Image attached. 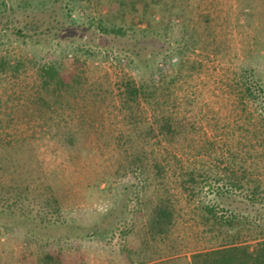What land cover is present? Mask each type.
Returning <instances> with one entry per match:
<instances>
[{"label": "rangeland", "instance_id": "1", "mask_svg": "<svg viewBox=\"0 0 264 264\" xmlns=\"http://www.w3.org/2000/svg\"><path fill=\"white\" fill-rule=\"evenodd\" d=\"M0 30V264H192L218 241L203 206L264 226V0H0ZM50 66L71 88L48 107ZM127 80L152 98L124 103Z\"/></svg>", "mask_w": 264, "mask_h": 264}, {"label": "trees", "instance_id": "2", "mask_svg": "<svg viewBox=\"0 0 264 264\" xmlns=\"http://www.w3.org/2000/svg\"><path fill=\"white\" fill-rule=\"evenodd\" d=\"M132 1V0H131ZM130 1V2H131ZM4 2V1H3ZM128 0H121L122 7H125ZM7 6V3H3ZM248 9H253V6L248 3ZM114 10L111 9V12ZM118 11H122L119 9ZM111 12H108L111 15ZM183 12V10H182ZM117 25L106 22L102 26V30L105 33H115L117 31ZM108 29V30H107ZM18 36L24 34L23 30L18 28L15 30ZM2 34V30H0ZM10 60H0V72H8L13 69ZM19 71L18 69L14 71ZM42 84L41 90H44V96H39L37 101L44 103L46 106L51 107L52 103L48 99L55 100V105L61 104L64 99L62 90L71 88V84L64 82L60 77L59 70L50 66L49 72L42 73ZM144 85L138 86L133 80H127L124 83V103L136 102L139 103L141 100L149 101L152 97L145 95ZM251 91V90H249ZM63 104V103H62ZM54 113H58V107L55 108ZM39 116L51 115L50 111L38 110ZM49 112V113H47ZM50 117V116H49ZM151 131H154L151 129ZM159 133L166 137H173L177 134L176 126L171 122L170 118L164 117L161 121ZM0 164L2 162L0 161ZM225 177L220 181L224 182V186L228 189L242 190L244 188V181L248 178V171L246 169L237 172L235 169L226 168ZM187 181L183 183V189L189 192L190 189H196L198 184V178L195 172L188 173ZM197 177H203L202 174ZM196 185L192 186V185ZM194 192V190H190ZM260 187L257 185L251 192L250 197L254 201L259 199ZM221 195H225L221 193ZM203 220L205 219L204 225L208 229V233H212L214 237L212 239L218 240L212 243V246L203 252H198L192 255V264H264V226L259 228L251 223L247 219H241L237 214L230 213L226 216H218V212L215 206H203L201 208ZM174 209L166 203L160 202L155 207L149 228L154 237L163 236L168 234L173 225ZM255 231V233H254ZM254 233V235H253Z\"/></svg>", "mask_w": 264, "mask_h": 264}]
</instances>
